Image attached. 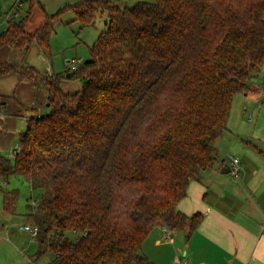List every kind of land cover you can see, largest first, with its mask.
Returning a JSON list of instances; mask_svg holds the SVG:
<instances>
[{
    "label": "trees",
    "instance_id": "trees-1",
    "mask_svg": "<svg viewBox=\"0 0 264 264\" xmlns=\"http://www.w3.org/2000/svg\"><path fill=\"white\" fill-rule=\"evenodd\" d=\"M28 2L26 17L0 33V49L37 43L46 54L66 13L84 26L107 16L90 58L68 73L82 82L74 94L62 90L63 75L0 63V77L16 73L48 87L49 113L29 119L13 161L0 152V179L20 176L43 190L28 214L38 228L34 260L52 252L49 264H155L142 254L155 228L187 230L189 238L203 221L177 205L217 164L215 143L234 98L250 91L264 66V0L127 8L79 0L46 13L33 32L27 21L38 0Z\"/></svg>",
    "mask_w": 264,
    "mask_h": 264
},
{
    "label": "crops",
    "instance_id": "crops-1",
    "mask_svg": "<svg viewBox=\"0 0 264 264\" xmlns=\"http://www.w3.org/2000/svg\"><path fill=\"white\" fill-rule=\"evenodd\" d=\"M30 48L4 47L0 49V63H24ZM25 65L34 67L40 77L54 75H44L32 61ZM262 85L255 79L250 91L241 94L245 109L246 102L257 104V122L250 133H246L244 120L236 124L230 116L226 131L215 143L217 164L203 170L198 179L190 183L186 197L177 205V210L188 216L203 215L199 228L189 238L187 230L155 228L145 240L142 254L155 264L164 261L171 264H264V151L259 150L260 154L254 151L255 142H264V82ZM47 103L48 87L42 80L22 82L16 73L0 77L2 154L15 147L14 156L29 119L39 117L40 107H47ZM18 118L26 121L25 128H19ZM225 151L241 161L242 173L236 180L230 173L223 172L226 165L231 167L223 158ZM13 213L8 211L7 216ZM6 240L9 246L13 245L9 231L0 235V247ZM27 260L29 264H36L31 257Z\"/></svg>",
    "mask_w": 264,
    "mask_h": 264
},
{
    "label": "rangeland",
    "instance_id": "rangeland-1",
    "mask_svg": "<svg viewBox=\"0 0 264 264\" xmlns=\"http://www.w3.org/2000/svg\"><path fill=\"white\" fill-rule=\"evenodd\" d=\"M14 0H0V32L7 29L9 22L6 20L5 13L8 11L11 2ZM79 0H38L33 8V13L30 19L27 21V30L33 32L39 29L45 20V14H54L60 8L73 4ZM114 4L121 6L122 8L132 7L138 2L154 3L156 0H110ZM30 11V4L26 2L21 8L20 13L16 17L14 22L22 21L28 12ZM107 16L103 15L96 19L94 24L84 26L81 22L74 20V15L69 12L66 13L62 20L56 25L55 30L50 39V48L45 54L41 47L34 43L31 45L28 56L24 62L32 61L38 65V68L44 75L48 73H54L55 75H63L64 81L61 83V88L65 93L74 94L76 91L82 88V82L78 78H68L65 69V60L78 58L83 61H87L90 58V49L97 40L98 36L105 32ZM38 50H35V49ZM36 51L38 53H36ZM258 84L263 86L264 82V69L259 73L256 78ZM244 95V94H242ZM242 95L239 94L233 101L231 115L232 121L239 124L241 120L246 122V133H250L251 128L257 122V104L251 105L242 100ZM257 109L254 111V109ZM40 116L49 113V108L45 105L40 107ZM252 120V121H251ZM240 121V122H238ZM251 121V122H250ZM19 128H25L26 121L18 118ZM242 124V122H241ZM3 134H6L4 132ZM20 140V138H19ZM17 142V149L18 144ZM256 148L254 151L257 154L259 150L264 151V142H255ZM12 147L8 153L4 152L3 155L7 158L14 160L12 155ZM217 153V151H216ZM230 154L233 153L225 151L223 158L225 163H231ZM218 157V153H217ZM264 158V157H263ZM251 165V164H250ZM264 166V162H262ZM242 167V166H241ZM242 170V169H241ZM242 173V172H241ZM233 177V176H232ZM234 178V177H233ZM237 178H235L236 180ZM16 192V198L13 201L11 192ZM43 195V190H31L27 180L20 176H11L8 180L0 179V235L10 232L12 238L11 246H9L8 240L6 244H2L0 247V264H29L27 257H34L38 250L37 241L28 232L19 230V226L31 224L28 218V214L32 211L31 208L39 202ZM8 202V203H7ZM6 209V210H5ZM8 211H12V216H7ZM71 240H76L79 236L75 233L68 235ZM54 259V254L49 252L41 260L35 261L36 264H49ZM162 264H171L168 261H164Z\"/></svg>",
    "mask_w": 264,
    "mask_h": 264
},
{
    "label": "built area",
    "instance_id": "built-area-1",
    "mask_svg": "<svg viewBox=\"0 0 264 264\" xmlns=\"http://www.w3.org/2000/svg\"><path fill=\"white\" fill-rule=\"evenodd\" d=\"M28 1L29 0H14L11 6L9 7L8 11L5 13L6 20L8 22H14L16 17L20 13V8ZM83 62L84 61L82 59H78V58L66 59L65 69L70 73L76 72L79 66L83 64ZM18 151H19V147L15 155H17ZM230 161H231L230 174L234 178H240L242 172L240 159L237 157L230 156ZM19 230L23 232H28L34 238H36L38 235V228L31 224L21 225L19 226Z\"/></svg>",
    "mask_w": 264,
    "mask_h": 264
},
{
    "label": "water",
    "instance_id": "water-1",
    "mask_svg": "<svg viewBox=\"0 0 264 264\" xmlns=\"http://www.w3.org/2000/svg\"><path fill=\"white\" fill-rule=\"evenodd\" d=\"M67 76L70 77V74H68ZM47 107H49L48 104H47ZM230 168H231V167H230L229 165H226V167H225V169H224L225 171H223V172L226 173V174L230 173Z\"/></svg>",
    "mask_w": 264,
    "mask_h": 264
}]
</instances>
